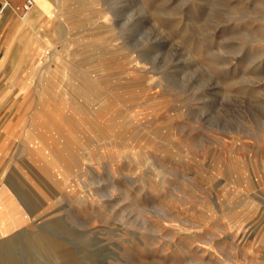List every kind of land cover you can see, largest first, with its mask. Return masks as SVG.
Masks as SVG:
<instances>
[{"label":"rangeland","instance_id":"374dc122","mask_svg":"<svg viewBox=\"0 0 264 264\" xmlns=\"http://www.w3.org/2000/svg\"><path fill=\"white\" fill-rule=\"evenodd\" d=\"M58 16L0 74V264H264V0Z\"/></svg>","mask_w":264,"mask_h":264},{"label":"crops","instance_id":"0c3cea01","mask_svg":"<svg viewBox=\"0 0 264 264\" xmlns=\"http://www.w3.org/2000/svg\"><path fill=\"white\" fill-rule=\"evenodd\" d=\"M2 1L3 0H0V4ZM8 1L10 5L13 6L21 3L23 0ZM45 16L46 14L44 13L39 14L37 8L31 10L23 18H20L12 7L0 9V74L3 72L6 62L10 60L13 54L16 45L15 40L20 39L22 35H30L32 37V34H36L35 26L38 25L39 22H41L42 25L48 23L45 22Z\"/></svg>","mask_w":264,"mask_h":264},{"label":"bare ground","instance_id":"6f19581e","mask_svg":"<svg viewBox=\"0 0 264 264\" xmlns=\"http://www.w3.org/2000/svg\"><path fill=\"white\" fill-rule=\"evenodd\" d=\"M34 1H35V8H37V10L39 11V14H43V13L47 14L50 11L51 15L53 16L52 18L58 19V21L60 22V33L61 34L63 33V37H65V35L67 33V26H64L63 21L58 16L59 11H60V3L62 2V0H55L54 5L51 4L48 0H34ZM45 18H47V17L45 16ZM54 19H52V20H54ZM36 36L39 38L38 34H36ZM61 37H62V35H61ZM15 41H16V45H15L13 54L10 58V62H12V63L14 62V64L15 63L18 64L21 61L25 62L26 59H30V57L26 51L27 47L31 41L30 35H27V36L22 35L20 39H16Z\"/></svg>","mask_w":264,"mask_h":264},{"label":"built area","instance_id":"2783aa9c","mask_svg":"<svg viewBox=\"0 0 264 264\" xmlns=\"http://www.w3.org/2000/svg\"><path fill=\"white\" fill-rule=\"evenodd\" d=\"M34 4V0H23L21 3L11 6L8 0H3L0 9L12 7L21 17H24L32 10Z\"/></svg>","mask_w":264,"mask_h":264}]
</instances>
